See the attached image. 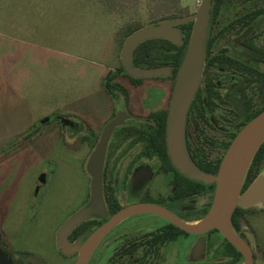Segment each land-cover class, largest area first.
Wrapping results in <instances>:
<instances>
[{
  "label": "flooded vegetation",
  "instance_id": "1",
  "mask_svg": "<svg viewBox=\"0 0 264 264\" xmlns=\"http://www.w3.org/2000/svg\"><path fill=\"white\" fill-rule=\"evenodd\" d=\"M175 18L160 17L154 23ZM184 25L188 24L177 26L182 33L181 45L165 39L156 40H165L176 47L184 46L185 52ZM179 65L175 68L164 60L151 65H134L142 69L168 68L170 71L157 77L130 76L135 81L119 72L121 62L118 67L108 70L101 86L110 99L111 110L98 131L76 115H60L53 119L51 129L56 130L65 149L73 152L87 150L81 162L83 170L103 126L117 115L119 109L121 124L112 133L104 161L102 204L96 213L61 236L65 252L59 250L58 228L71 214L90 202V179L83 170L87 181L85 197L80 206L55 228L47 254L29 249L25 238L10 240L4 232V216L0 213V264H74L80 257L79 249L115 214L132 206L154 205L184 222L197 221L208 212L215 184H206L181 172L171 161L166 147L167 113ZM131 89H145L148 93L138 101L136 110ZM262 112L264 0H213L201 81L184 122V144L192 163L205 174L215 175L237 134ZM45 133L48 131L36 133L34 127L23 141L30 143ZM67 143L74 149H69ZM44 184L43 174L37 179L32 196L37 197ZM248 185L245 188L243 185L242 191ZM39 204L40 200L34 204L29 201L27 207L35 209ZM244 211L237 215V222L232 221V225L249 244L245 235L250 228L247 214L258 211ZM227 243L216 229L192 234L157 214L136 213L105 231L85 257H89L87 264H233V257L238 255ZM250 249L256 264V250ZM238 253L243 260L242 254Z\"/></svg>",
  "mask_w": 264,
  "mask_h": 264
},
{
  "label": "rangeland",
  "instance_id": "2",
  "mask_svg": "<svg viewBox=\"0 0 264 264\" xmlns=\"http://www.w3.org/2000/svg\"><path fill=\"white\" fill-rule=\"evenodd\" d=\"M160 1L0 0V213L10 240L25 238L29 249L50 253L53 231L82 203L87 150L65 149L51 123L76 115L101 128L111 110L101 81L120 65L124 29L163 17L156 9ZM179 4L192 14L199 0ZM130 92L136 110L148 93ZM34 127L48 133L23 141V132ZM43 174L45 184L34 197ZM28 200L40 204L28 208ZM253 210L258 212L247 214L245 235L256 264H264V211Z\"/></svg>",
  "mask_w": 264,
  "mask_h": 264
},
{
  "label": "water",
  "instance_id": "3",
  "mask_svg": "<svg viewBox=\"0 0 264 264\" xmlns=\"http://www.w3.org/2000/svg\"><path fill=\"white\" fill-rule=\"evenodd\" d=\"M213 0H199L194 13L175 19L163 20L142 26L125 37L120 50L123 73L132 78L157 77L169 74L168 68L142 69L134 66L135 49L150 39H165L176 45L183 43L182 33L177 26L191 23L186 49L180 62L169 103L166 121V147L175 166L188 177L209 184H215L213 201L208 212L199 220L184 222L166 210L149 204L127 208L115 214L103 225L84 246L79 249L80 257L74 264H87L89 254L98 238L122 219L136 213H154L175 226L192 234L216 229L243 256L239 264H254L250 245L235 232L232 214L235 208L264 209V166L256 177L242 191L248 169L260 146L264 143V112L249 121L237 134L227 149L215 175L205 174L197 169L189 158L184 144V122L187 110L199 87L204 66L208 24ZM117 115L102 128L98 142L87 156L83 170L90 179V202L71 214L58 228V249L65 252L61 236L67 234L81 221L96 213L103 200L102 178L107 147L113 131L121 124L119 109ZM66 247V246H65Z\"/></svg>",
  "mask_w": 264,
  "mask_h": 264
},
{
  "label": "trees",
  "instance_id": "4",
  "mask_svg": "<svg viewBox=\"0 0 264 264\" xmlns=\"http://www.w3.org/2000/svg\"><path fill=\"white\" fill-rule=\"evenodd\" d=\"M156 9L158 13H162L163 17H170L175 18L183 15H187L188 12H185L179 4V0H161L158 5H156ZM190 25H184L183 29L186 34L185 43L187 42V38L190 32ZM140 28V26H133L128 25L124 29V37L128 36L130 33H132L134 30ZM184 53V46L182 47H176L172 45L171 43L165 41V40H147L140 44L133 54V64L140 66L142 63H146L148 65L153 64L156 61L164 60L166 62H169V64H172L175 68L179 65V63L182 60ZM119 72L123 74L124 77H128L131 80L132 79L129 75L126 73H123V68H118ZM107 92H109V89L106 88ZM30 130H26L22 134V140H25L26 137L29 135ZM162 136L164 134V122H162ZM264 164V143L260 146L259 150L255 154L253 161L248 169L244 188L251 182V180L255 177L259 169ZM245 211L241 208L237 207L232 215V221L234 224L237 222V215L244 213ZM230 250L234 251L235 254L238 255V257H233V264H237L242 260V257H239L240 254L234 249V247L227 243Z\"/></svg>",
  "mask_w": 264,
  "mask_h": 264
}]
</instances>
